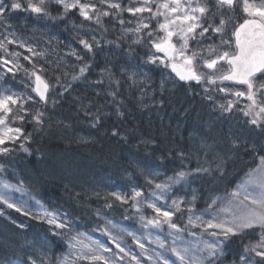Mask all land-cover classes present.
Returning <instances> with one entry per match:
<instances>
[{"label":"snow or ice","instance_id":"1","mask_svg":"<svg viewBox=\"0 0 264 264\" xmlns=\"http://www.w3.org/2000/svg\"><path fill=\"white\" fill-rule=\"evenodd\" d=\"M136 2L140 6L122 7L120 3H112L111 0H98L99 4H107L109 9L119 10V12L127 11L133 15L148 12L149 19L164 17V21L158 23V29L149 30L150 24L141 21L135 29L126 30L137 34L144 33L132 43H140L147 37L150 46L156 52L164 53L163 57H158L155 54L150 55L144 61L145 64L170 67L181 81H195L197 84L207 85L204 92L209 101L213 100L210 92L213 86H216V91L237 99L243 97L249 102L244 109L239 110L245 117H248L245 121L249 127L248 138L241 139L240 136L229 132L228 136L221 141L214 140L211 144L202 142L200 151H203L205 158L211 156L215 167L213 168L210 164L209 167L199 166L191 172H177L173 177H168L166 183L155 184V189L159 190V194L154 190L151 195L156 199H164L172 185L188 182L189 176L199 178L218 175L222 177L228 159L223 155V149H220L222 143L228 145L230 150L235 152H239L243 146L245 155L250 153L253 159L259 161L257 167L251 169L246 174V179L230 194L226 204L219 198L211 199V203L206 209L197 212L195 192L190 199L177 198L173 200L172 204L167 206L168 210L157 207L154 202L148 203L147 206L152 208L156 215L151 219L141 216L140 220L144 227L162 228L167 225L170 230L168 235L173 237L170 245L165 240L157 238L154 242L158 244L161 251L155 252L148 259L153 261V264H176V261H179V264H224V261L230 256L229 264H264V0H163L155 6V12L153 11V0H136ZM237 8L240 9V13L244 17L242 22H239V17L234 15ZM51 9L60 11L53 15ZM74 9L78 10L79 15L85 21L94 20L98 25L101 23L102 16L119 15V12L100 10L96 3H82L81 0H0V27H3L9 35L14 36V32L8 31L13 28V25L9 23L13 13L24 11L34 14L37 18L62 22ZM120 23L123 24L124 21L120 20ZM158 31L163 32L164 35L158 36ZM154 36L155 39H153ZM214 36L219 37L218 43L199 46L202 40H211ZM173 37H176V42H173ZM189 41H195L198 47L190 48ZM12 43H17V41L9 40L7 36L0 39V50L7 53L8 57L16 58L14 61L0 56V72H2L0 74V155H8L15 150L10 148L9 144H15L21 140H31L32 134H25L23 125L26 123H34L37 126L43 124L45 113L39 109L33 112L29 105L36 103L47 105L51 87L40 74L44 69L41 67L37 70L33 65L31 71L24 69V74L30 80L34 78V87L31 85H24V87H31V91L36 94L38 99L24 91L14 90L13 85L17 83L15 77L23 65L19 63L18 59L22 53L8 51L7 45ZM79 43L89 53L93 51L94 47L99 46V41L95 37H92L91 41L80 39ZM20 47L26 46L21 43ZM27 50L32 53V56L42 55V53L34 52L31 47H28ZM71 54L78 60L83 59L76 52ZM23 58L31 62L30 56ZM88 68V63L83 64L79 68V72L72 76V79H80L88 71ZM3 69L6 71H2ZM201 69L208 71H201ZM101 71L102 74L108 73L109 78L115 75L107 68ZM119 71L132 84L138 83L137 77L141 74L136 70L121 66ZM65 75L67 74L65 73ZM57 82H59V77H57ZM113 82L117 86L120 84L119 80ZM225 82L232 83L227 85ZM96 83L102 84L103 80L96 81ZM164 84L165 81L162 80V91L165 90ZM237 85L243 86V90L237 89ZM67 90V88L64 89V91ZM109 94L115 97L118 93L113 91ZM52 103L55 104L56 101L53 100ZM160 103L163 104L165 101L161 100ZM216 107L222 113H231L235 107V101L227 100L226 103ZM118 114L122 115L119 112ZM85 115L92 116L91 127L93 128L100 122L99 115H92L87 111H85ZM17 123L20 126H11ZM112 135H121V133L113 129ZM20 148L26 153L29 152L23 143L20 144ZM216 149L220 150L216 151ZM180 156L185 158L184 153H180ZM4 168V165H0V170ZM148 182L151 183V181ZM2 187L15 189L21 193L26 192L22 180L15 185L5 182ZM250 188L252 191H249ZM96 195L99 196L98 193ZM108 195L120 204H126L132 200V206L136 207L137 211L140 210L138 198L143 195L141 191L133 190L130 197L117 193ZM0 202L9 209L22 212L25 216L31 215L17 203L10 202L4 194H0ZM218 203L221 204L219 208L216 207ZM36 205L42 211L33 215V219L52 226L49 229L50 235L37 236L35 240L26 242L30 246H39L41 253L39 259L33 255L17 252L15 259L7 255L5 258H0V264H51V258L46 255L47 246L54 237L61 236V232L57 230H73L72 221L67 219V214L62 217L49 212L44 209L40 201H36ZM106 207L111 208L113 204L108 202ZM185 212L188 214L187 225L182 228L174 222L173 217L180 214V218H183ZM2 214L3 211L0 210V215ZM206 215L210 216L207 220L204 219ZM107 224H111V221H108ZM189 226L201 229V238L195 244L187 242V246H178L185 244V241L181 239V234L188 232ZM20 227H24V225L21 224ZM112 227L116 226L112 225ZM101 231L115 245L116 251L99 241H92L90 238L89 243L85 244L80 239L83 234L77 233L69 239L68 247L73 250L79 246L80 251L78 253L70 251L68 256L62 254L56 258V264H77L81 260L90 261L92 264L100 261L103 264H123L125 258H129L135 264H142L139 255L126 250L121 241L112 234L109 227L105 226ZM203 234H208L212 239L203 240ZM127 235L133 236L141 253L146 252L144 244L140 243L133 233L129 232ZM191 235L195 236L196 234L193 232ZM246 237H255V239H248L245 242ZM84 249H87V252ZM104 253H111V256H105ZM171 256L176 259H171Z\"/></svg>","mask_w":264,"mask_h":264},{"label":"trees","instance_id":"2","mask_svg":"<svg viewBox=\"0 0 264 264\" xmlns=\"http://www.w3.org/2000/svg\"><path fill=\"white\" fill-rule=\"evenodd\" d=\"M51 10L53 15L59 11V9ZM234 15L237 17L236 12ZM73 17L74 14H69L61 22L37 18L34 14L24 11H18L11 15L9 23L18 32L17 36L20 33V36L34 42L35 44H33L38 46L42 53L45 52L43 56L36 58V61L42 63L45 73L49 71L55 78L59 77V82L56 79V85L57 83L61 85V81L65 85L67 82L64 79L71 78L69 85L72 86L74 95L72 99H69L66 96L69 92L67 90L64 94H58L60 97H52L55 98V104L51 102L47 105H38L36 103L38 109H42L45 116L43 124L40 126L34 123L25 124V134L31 133L32 138L26 141L24 146L31 154L24 155L25 152L18 146L3 160L4 169L20 172L13 173L17 178L15 181L22 180L24 185L41 201L43 200L39 193L40 188L47 190L53 197L58 194L57 192L61 193L62 198L57 209L60 208L59 211L62 214H67V219L73 220L78 225L91 222L92 215L85 213L80 205L89 198L88 190H91L92 187L98 188L110 180L111 172L105 161L109 158L116 160L115 157L105 155V152H99L97 150L98 143L91 135L86 137L87 142H84L80 134L87 135L89 132L76 130L77 127L84 126L81 119L84 118L85 111L92 115H99L100 121L104 119V114L108 111L100 101L107 97L113 98L123 113H127L129 116L127 124L118 129L121 135L127 138L125 141H130L134 146V148L125 151V157L130 163L125 165V168L129 173L135 174L136 180L140 184H145L160 176L167 179L179 168V165L189 157L195 156L196 152L192 148H200L202 142L211 144L214 140L221 141L228 136L229 132L240 136L241 139L249 137V127L245 123L247 119L235 108L231 113H222L215 104L192 107L191 104L185 102L187 105L183 107L168 108L166 105L161 106L156 101L140 106L132 101L130 95L122 96L121 92L123 91L117 90L112 81L118 80V77H126L115 67L116 65L132 67L130 62L125 60V56L119 58L113 50H119L117 44L123 45L126 50H132L136 45L128 38L123 37L122 31L114 21L118 18L124 21L132 19L124 14L118 16L113 14L101 17L99 25L91 22L77 26L71 22ZM115 36H117V41L114 39ZM92 37L99 41V46L94 47L95 52L89 58V52L83 48L79 41L80 39L91 41ZM104 38L106 40H103ZM125 42L127 45H124ZM72 52H76L82 58L87 54L85 63L89 64V68L95 67V73L90 75L88 68L84 76L73 80L72 76L79 72V68L83 65V59L78 60L71 54ZM144 61L142 56L143 64H145ZM105 68L110 69L115 75L109 78L108 73L102 74L101 70ZM99 80H103V83L99 84L104 90L101 92L96 89V81ZM57 89H59L57 91L59 93L61 90L59 86ZM81 89L85 94H82ZM113 91L118 93L115 97L109 94ZM57 99L59 100L57 101ZM164 112H167L165 117H163ZM166 118L170 119L174 125L165 127L163 121ZM169 144L179 146L180 153H184L185 158H182L179 153L165 161L160 158L154 165L145 161L144 156L150 154L148 151L154 150L163 154ZM220 149H223V155L231 161L238 153L230 150L229 146L223 143L220 145ZM142 150L146 154H141ZM243 150L244 148L241 146L239 152ZM73 156L80 157L81 160L76 161ZM200 157L203 163L215 167V164L205 158L204 154ZM58 185L67 186L68 189L64 191ZM69 189L74 190L67 192ZM174 189L172 187L171 191ZM101 207L100 212L95 205L90 211L96 210L100 214L104 210L103 203ZM4 218L0 217V258H5V255L11 257L18 252V247L21 244L29 248L27 241H33L37 236L46 235V231L35 223H29L25 229H15L12 227L13 224L8 221L4 222ZM4 248L10 251L4 253ZM47 248L46 255L52 259L55 254L54 250L58 246H55L52 240ZM37 251L40 252L39 246H37ZM2 253L4 254L2 255Z\"/></svg>","mask_w":264,"mask_h":264},{"label":"bare ground","instance_id":"3","mask_svg":"<svg viewBox=\"0 0 264 264\" xmlns=\"http://www.w3.org/2000/svg\"><path fill=\"white\" fill-rule=\"evenodd\" d=\"M123 3L125 4L126 1L123 0ZM142 17L144 20L148 19V14L143 13ZM151 28V26H150ZM155 29V27H154ZM153 30V29H150ZM141 34V33H140ZM140 34H127L123 35V37L128 38L130 41L137 40L138 36ZM19 35H21L19 33ZM157 35L162 37L164 33H158ZM18 37V36H17ZM156 37L154 36L153 39ZM117 41V36H115ZM199 39V38H198ZM103 40H106L104 38ZM173 42H176V37H173ZM219 37L214 36L211 40H202L200 45L201 47L206 46L207 44L212 43H218ZM136 45L132 50H126V48L123 45H119L117 47L119 50L114 49L113 51L117 53L118 57L125 56V60L130 62V66L136 70L139 75L137 77L138 83L132 84L131 81H129L127 78H117L120 81L119 86L116 85L117 90H122V96L125 97L124 94L130 95L132 101L136 104H140V106H144L145 104H148L149 102H159L161 100H164L165 103L161 104V106L166 105L168 108H177V107H183L184 105L191 104L192 107H204L210 104H224L227 100H234L235 101V109L239 111L240 109H244L246 105L249 103L246 98H235L231 95H225L222 92L216 91L215 87L213 86L212 91L210 94L213 96V100L209 101L206 99V93L204 92V88L207 87V85L204 84H197L195 81L187 82L186 86L181 85L177 78H179L175 72H172L170 67H164L163 65H148L142 63V56L147 53L149 54H155L160 55L161 57L164 56V53L156 52L154 48L150 46L149 40L147 37L143 39L140 43H133ZM124 45H127L125 42ZM190 48L196 49L198 47L197 43L195 41H189ZM122 62V61H121ZM123 66V65H122ZM121 66L116 65L115 68H120ZM126 67V66H125ZM95 67L89 68L90 75L95 73ZM201 71H208L206 69H201ZM93 77V76H92ZM165 81L164 84V91L161 90V81ZM232 83V82H231ZM230 83V85H231ZM191 87H195V90H191ZM239 85L236 86L238 89ZM99 91V89H97ZM186 92V95L184 93ZM195 92V93H194ZM101 103H103L105 106L104 108L108 111V113L104 114V119H102L96 127H91V120L92 117L84 115L81 119V123L84 124V126H79L76 128L77 131H86L89 132L87 135H82L83 140L86 139L89 135H91L94 140L98 143L97 150L99 152H105V155H109L112 157H115V159H107L105 157V162H107V166H109L110 174H109V181L105 182L102 186H99L98 188L92 187L91 190H88L89 198L85 199L84 202L81 203L80 207L82 210L87 213L88 215L91 214L93 219L89 224L92 226L90 229L93 231L90 236L92 238H98L100 236H104V234H101V229L105 226L112 228L117 236V238L121 241V244L123 247L126 248V250L131 251L134 254H138L139 249H136V244L133 239V236L127 235V233L131 232L132 228H139V222L140 219L135 214V212L126 211V209L133 204L132 200H129L126 204H120V202L115 201L113 197H111L110 193H117L121 196H128L130 197L133 193V190L141 191L143 195L138 198L140 201L139 206H145L148 207V203H156L157 207H162L163 210H168L167 206H170L172 204V201L177 198H185L190 199L193 192H195L197 196V200L195 201L197 212L200 210L206 209L208 207V204L211 203V199L219 198L220 200H223L224 203H227L228 198L230 197V194L238 188V186L246 179V174L251 170L257 167V164L259 163L258 160L253 159L251 154L248 155L244 154V150L240 151L234 156L233 160L227 159V163L225 165L224 175L222 177L218 175L214 176H202L199 178H194L192 176L188 177V182H182L180 184H174L171 187L175 188L173 191L168 192L164 199H156V197H153L151 193L155 190L157 194H159V190L155 189V184L158 183H166L167 179H163L161 176L159 178H155L150 180L151 183L146 182L145 184H140L138 180H136L135 174L129 173L125 165H129V160L125 157L127 150L134 148L133 144L125 139L123 135H112L113 129H116L119 131L118 128L125 126L127 124V119L129 118L128 114H124L123 111L120 109L118 103L110 97H107L105 100H101ZM32 111H35L38 109V106L36 104L29 105ZM122 113L121 114H118ZM241 112V111H239ZM163 124L165 127H170L174 125L171 123V120L166 118L163 121ZM120 132V131H119ZM71 135V134H70ZM135 143H137L135 141ZM138 144V143H137ZM196 154L193 157H189L183 164L179 165V168L171 173L168 177H173L175 173L180 171L185 172H191L193 169L203 166V167H209V165L203 163L202 158L200 157L203 154V151H200V148H192ZM217 151V149H216ZM141 154H146L143 150L140 151ZM149 155H145L144 159L146 162H148L150 165H154L155 162L158 161V159L163 158L162 161L170 159L172 156L180 153V147L174 146V144H169L166 149L163 151V154H159L155 152L154 150L148 151ZM147 156V157H146ZM74 157V156H73ZM76 161H80V157H74L73 158ZM207 159L211 160V156L207 157ZM4 158H0V163H3ZM100 161V160H99ZM4 165V164H3ZM6 165V164H5ZM137 166V161H136ZM115 168V169H114ZM142 168V167H141ZM114 169V170H113ZM13 173H20L18 171H15L13 169H4V174L7 177V181L10 184L14 185V180L17 179L16 175ZM123 175H125V178H123ZM217 176V177H216ZM5 183V182H4ZM3 184H0V187ZM63 188L64 191L68 189L67 186L64 185H58ZM1 189V188H0ZM10 190L12 192H15L14 189H4L1 190L3 193H9ZM72 190V191H71ZM74 189H69L67 192H73ZM249 191H252L250 188ZM16 193V192H15ZM39 193L42 198V205L47 207L50 211L54 212L55 214L59 216H63L58 208V205L60 203L61 193L57 192L58 194H55L50 196L47 190L40 188ZM56 193V192H55ZM96 193L99 194V196L96 195ZM111 202L113 204V207L108 208L106 207V203ZM15 203V202H13ZM102 203L104 206L103 213L101 215V219L97 218V212L102 210ZM96 206L98 211H90L93 206ZM221 206L220 203L216 205L217 208ZM9 209V208H8ZM31 213V215L25 216L22 212H16L15 209H9L8 213L6 214L4 218V222L8 221L9 223L13 224L12 227L15 229H25V227L29 223H35L37 226H41L45 231L46 235H50L49 229L50 226L47 225L43 221L34 220L31 222L29 216H32L33 212L29 209H25ZM152 212L154 210L150 208ZM155 213V212H154ZM17 215V216H16ZM102 216H104L102 218ZM108 218H106V217ZM187 212L183 214V218H180V214H176L173 217L174 222L178 223L182 228L187 225ZM207 216V215H206ZM205 216V217H206ZM108 221H111V224H107ZM23 224L24 227H20V225ZM93 224V225H92ZM111 225L118 226V228H113ZM167 227V225L163 226ZM88 227V223H83V225H77L78 229H75L76 232L82 231ZM61 232V236L54 237L53 238V244L55 246H59L62 244V235L63 233H66L67 229L65 230H57ZM195 233V236H201V229L199 228H191L189 226V231L181 234V239L185 241L188 239V235L191 233ZM132 233V232H131ZM169 233V232H168ZM142 234V233H141ZM151 237L152 240L156 241V239L160 236L156 233H149L146 231L145 235L137 234L136 239L142 240ZM168 234L163 230V240L166 241L167 244H171L172 240H170L168 237ZM201 237H199L200 239ZM250 239H255V237H249ZM203 240H209L211 239L209 235L203 234L202 236ZM29 248L24 247V245H20L18 247V252L21 254H29L33 255L37 259H39L41 253L37 251V246H30L27 244ZM179 246V245H178ZM109 248L113 249V251H116L115 245L111 244ZM4 253L10 251L7 248H4ZM67 251V250H66ZM72 252V250H70ZM2 253V255L4 254ZM69 251L67 252V255H69ZM105 256H111V253H104ZM13 259L16 258V253L11 256ZM231 260V257L229 256L227 260L224 261V264H229V261ZM86 260L81 261L79 264H86ZM153 261L143 263L142 264H150ZM123 264H135L134 261H130L129 258H125L123 261ZM179 264V261L177 262Z\"/></svg>","mask_w":264,"mask_h":264},{"label":"rangeland","instance_id":"4","mask_svg":"<svg viewBox=\"0 0 264 264\" xmlns=\"http://www.w3.org/2000/svg\"><path fill=\"white\" fill-rule=\"evenodd\" d=\"M126 1V3L124 4L123 3V0H111V2L112 3H120L121 5H122V7H127V6H133V7H138V6H140V4L139 3H137L136 2V0H125ZM81 2L82 3H88V2H92L93 3V1L92 0H81ZM161 2H163V0H153V11L155 12L156 11V5H158V4H160ZM100 10H107V11H110V12H112V13H117V12H119V10H114V9H109L108 8V5L107 4H103V5H101V4H99V6H97ZM237 9H239V8H237ZM75 10V9H74ZM162 11V10H161ZM75 12L79 15V12H78V10H75ZM146 14H148V19L147 20H144V18L142 17V15L143 14H136V15H133L132 13H129V12H127V11H123V12H119V14H124V15H127V16H130V18L132 19V20H127V21H124V23L123 24H121L120 23V20H122V19H120V18H118V20L116 19L115 21H114V23L118 26H120L119 28H120V31H122V33H123V35H127V34H130V35H133V34H135V35H137V33H135V32H133V31H126V30H128V29H135L137 26H138V24L141 22V21H143L144 23H149L150 24V26H151V28L150 29H154V27H155V29H158V23H161V22H163L164 21V17H158V18H155V19H149V16H150V14L148 13V12H145ZM80 16V15H79ZM79 20H84L83 19V17H81L80 16V19ZM91 22H93V23H95V21L93 20V21H91ZM96 24V23H95ZM149 29V30H150ZM9 32H14L15 33V35H17L18 34V32L16 31V29L14 28V26H13V28L12 29H9L8 30ZM145 31H148V30H145ZM158 33L160 34V33H162V32H159L158 31ZM144 33H141L140 35H143ZM13 36V35H9L8 34V32H6L5 30H4V28L3 27H0V39H4V37L5 36H7V38L9 39V40H16L17 41V43H12V44H8L7 45V47H8V51L9 52H19V53H22V55L18 58L19 59V63L21 64V65H23V68H21V70L19 71V73L16 75V77H15V80L17 81V83H15L14 85H13V88H14V90L15 91H17V92H20V91H24L25 93H27V94H30V95H32L33 94V97L34 98H36V99H38V97H36V94L34 93V92H32L31 91V87H24V85H31V86H33V81H34V78L32 79V80H30L27 76H25V74H24V69H28L29 71H31L32 70V68H33V65H35V67H36V69L37 70H39L41 67H42V63H40V62H38V61H36L37 59V57L38 56H43L44 54H45V52H43L42 53V51L39 49V47L38 46H36V45H34L35 43L34 42H32V41H30L29 39H27V38H24V37H22V36H20V35H18V37L17 36ZM21 43H23L26 47H20V44ZM34 43V44H33ZM28 47H31L32 49H33V51L34 52H36V53H42V55H37V56H32V53H30L27 49H28ZM94 52H95V49L93 48V51L91 52V53H88V57L89 58H91L92 56H93V54H94ZM147 54V53H146ZM87 54H85V55H83V64L85 63V56H86ZM150 55H153V53L152 54H147V58L150 56ZM0 56H4V57H6V58H9V59H13L14 61H15V59L16 58H14V57H8L7 56V53H5L3 50H0ZM24 56H30L31 57V62H29V61H27V60H24ZM156 56H158V57H161L159 54L158 55H156ZM147 58L145 59V60H147ZM148 65H152V64H148ZM157 65H159V64H157ZM9 66H11V65H9ZM2 71H6V69H3ZM0 74H2V72H0ZM41 75H42V77L45 79V80H47V82L50 84V90H49V103L51 104V102L56 98V97H58L59 95H58V92L57 91H59V89H57V86H59V88L61 89L60 90V92L59 93H63L64 94V89L65 88H67L68 90H69V92L67 93L68 95H66L67 97H69V99H72V97H73V95H74V91H73V88H72V86L70 85V87H69V81H70V79L71 78H66V79H64V81L65 82H67V84H65L64 85V83L61 81V85L60 84H58L57 83V85H56V79L57 78H55L53 75H51V73L48 71V72H46L45 73V71H43L42 73H40ZM62 78V77H61ZM112 83H114L113 81H112ZM186 84L187 83H183L182 85L183 86H186ZM225 84H227V85H230V83L229 82H225ZM96 89H99V91L101 92L102 90H103V88H102V86H100L99 84H96ZM196 89V88H195ZM238 89L239 90H243V86H239L238 87ZM81 91H82V94H85V92H84V90H82L81 89ZM104 91V90H103ZM55 92H57V93H55ZM76 92V91H75ZM55 93V94H54ZM70 93V94H69ZM52 97H55V98H52ZM60 97V96H59ZM59 99H57V101H58ZM37 104H40V103H37ZM41 105H43L42 103H41ZM217 105V104H216ZM167 108V107H166ZM40 111H42V109H39ZM36 111V110H35ZM35 111H33V112H35ZM165 113V112H164ZM167 113V112H166ZM166 113L164 114V116L163 117H165L166 116ZM242 115H243V113L242 112H240ZM244 116V115H243ZM245 117V116H244ZM29 119H30V117H29ZM245 119H247V117H245ZM12 127H16V124H13V125H11ZM21 143H24L23 141H21ZM24 155H27L26 153H23ZM6 156H9V155H1V157L0 158H5ZM1 189H0V194H4L8 199H9V197L7 196V194L6 193H2L1 192V190H3V187L1 186L0 187ZM26 189V192H25V196L26 197H24V199L26 198L28 201H27V203H26V209H29L30 211H32L33 213V215H35V214H39L41 211H42V209L39 207V206H37L36 205V201H39V200H37V198L30 192V190L29 189H27V188H25ZM16 194H20V192H17L16 191ZM10 200V199H9ZM41 203V202H40ZM42 204V203H41ZM44 206V205H43ZM0 208H2V209H0V210H2L3 211V209L4 210H7L8 208L2 203V202H0ZM44 209H46L47 211H49V212H52V211H50L49 209H47L45 206H44ZM139 211H137V208L136 207H134V211L133 212H135V214L138 216V218L140 219V217L141 216H144V217H146V218H149V219H151V218H154L155 217V213L154 212H152L150 209H147V208H144L143 206H139ZM52 213H54V212H52ZM146 213V214H145ZM32 215V216H33ZM0 216H3V217H5L6 215H5V213L3 212V214L2 215H0ZM104 216H102V218H103ZM106 217V216H105ZM107 218V217H106ZM210 218V216H206V217H204V219H209ZM101 219V218H100ZM108 219V218H107ZM93 225V224H92ZM139 225H140V227L139 228H132V230H131V232L133 233V235L135 236V237H137V234H140V235H145L146 234V231H148L149 233H151V232H153V233H156V234H158V235H160L158 238L160 239V240H163V233H161V232H158L157 230H155V229H150L149 227H144V225H143V223L141 222V220H140V222H139ZM50 226V225H49ZM112 226V225H111ZM50 227H52V226H50ZM92 226L90 225V224H88V227L86 228V229H84V230H82V231H78V232H76L75 230H74V228H73V226H72V229L73 230H67L66 231V233H63V235H62V239H63V248H64V252L65 253H67L68 251L70 252V249H69V247H68V241H69V239L72 237V236H75L77 233H81V234H83L81 237H80V239H82L83 241H84V243L85 244H87V243H89V238L92 240V241H99V242H101V243H103L106 247H109L112 243H111V240L108 238V236L107 235H105L104 233H103V231H101V234L103 233L104 234V236H100V237H98V238H92L91 236H90V234L93 232L90 228H91ZM104 228V227H103ZM102 228V229H103ZM113 228H118V226H116V227H113ZM160 230H164V232L166 233V235L168 234V232L170 231L169 230V228L168 227H164V229H163V226H162V228H159ZM110 230L112 231V234L115 236V237H117L116 236V234H115V232H114V230L112 229V228H110ZM211 231V230H210ZM142 233V234H141ZM208 235V234H207ZM168 237V236H167ZM199 237H201V236H192L191 234H189L188 235V239H186L185 240V244H179V246H181V247H183V246H187V242H191L192 244H195L196 243V241L199 239ZM170 240H173V237H168ZM211 238V237H210ZM212 239V238H211ZM211 239H209V240H211ZM140 241V243H142V244H144V246H145V249H146V251H148V252H151V253H149L148 255H147V257H149V256H153L154 255V253L155 252H159V251H161L160 250V248H159V246H158V244L157 243H155L154 242V240H152L151 239V237H149L148 236V238H146V239H142V240H139ZM136 244V243H135ZM114 245V244H113ZM136 249H139V251H141V249L138 247V245L136 244ZM67 250V251H66ZM80 251V248H79V246L76 248V249H73L72 250V252L73 253H78ZM84 251L85 252H87V249H84ZM75 257L73 256V259H74ZM171 259H173V260H175L176 258L174 257V256H171ZM82 262H83V260H81ZM81 261H78L77 262V264H79ZM176 262H178V261H176ZM153 263V262H152ZM86 264H92V262H90V261H87L86 262ZM96 264H103V262L102 261H100V262H96Z\"/></svg>","mask_w":264,"mask_h":264}]
</instances>
